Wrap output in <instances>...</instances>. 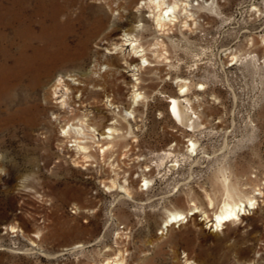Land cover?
I'll list each match as a JSON object with an SVG mask.
<instances>
[{
  "label": "rangeland",
  "instance_id": "1",
  "mask_svg": "<svg viewBox=\"0 0 264 264\" xmlns=\"http://www.w3.org/2000/svg\"><path fill=\"white\" fill-rule=\"evenodd\" d=\"M10 1L0 0V7ZM190 1L196 19L190 31L156 33L149 12L141 14L149 22L139 23L134 8L101 45L83 47L73 34L68 38L72 57L85 60L58 72L80 74L101 59L100 74L108 77L104 69L115 56L106 54L122 26L135 29L144 47L156 37L166 52L168 61L148 54L152 67L136 75L120 67L111 89L85 95L82 111L99 133L115 116L106 98H116L123 118L124 110L133 111L134 119L117 118V128L126 132L128 123L133 136L114 140V149L92 152L90 162L75 157L70 142L58 136L63 123L50 119L54 100L37 126L0 127V264H102L118 253L124 264H264V195L256 198L257 209L219 232L200 214L163 228L167 211H186L190 203L211 220L221 200L219 172L246 194L264 189V0ZM176 78L189 82L186 98L200 119L194 132L168 113V99L178 94ZM136 82L147 102L133 106ZM46 91L38 93L40 104ZM188 139L198 144L197 156L186 153ZM142 177L151 181L148 189H139ZM115 178L128 181L132 199L105 191L102 185Z\"/></svg>",
  "mask_w": 264,
  "mask_h": 264
},
{
  "label": "bare ground",
  "instance_id": "2",
  "mask_svg": "<svg viewBox=\"0 0 264 264\" xmlns=\"http://www.w3.org/2000/svg\"><path fill=\"white\" fill-rule=\"evenodd\" d=\"M89 1L11 0L9 6L0 7V127L19 125L29 129L37 126L38 119L42 113H45L49 103L54 100L52 103L54 107L50 108H53L55 112L51 113L50 119L58 125L63 123L59 127L58 136L63 141L68 140L69 147L75 152V157H81L85 162L92 160L91 153L94 151L98 150V153L103 156L114 149L112 143L120 136L124 134L126 137L133 136L130 124L127 123L126 132L117 128V118L121 117L123 121H126L124 119L129 115L131 119H134L132 110L129 112L124 110V118L119 115V107L114 105L116 98L108 97L106 98L107 106L113 110L112 113L115 116L109 127L99 133L93 126L89 114L82 111L86 102L85 95L98 96L104 94L106 89L113 87V81L119 80L118 77L121 76L120 67L133 72V75L152 67L148 54L158 61L168 60L165 57L166 52L162 49L163 45L156 37L152 38L153 42L149 46L144 47L132 34L136 31L135 29L131 30L122 26L119 41L113 44L112 50L106 54L115 56L113 59L116 60V64L111 63L112 58L107 60L104 70L108 71V77L100 74V69L103 67L101 59L95 60L93 66L86 71L80 74L77 72L79 75L67 71L58 72L59 68L76 66L85 60L83 56L72 57L70 50L68 51V38L73 34L77 43L83 47H87L91 41H98L101 45L116 32V23L123 24L125 19L132 18L134 8L138 12L134 14V17L139 19V23L149 22L141 15L147 10L155 32L161 35L173 34L172 31L175 28L190 31L192 26H196L190 0ZM138 2L140 6H137ZM198 5L197 0L194 6ZM141 26L138 24L135 27L138 29ZM231 60H236V56L233 55ZM138 83L132 86L133 106L147 102L146 97L138 92L136 87ZM174 84L178 87V94L177 97L168 99V113L179 126L186 127L188 132H194L200 126V119L191 102L186 98L189 82L176 78ZM44 89L47 91L42 100L43 104H40L38 93ZM73 102H79V104L72 106ZM101 141L106 144H101ZM187 142L189 144L185 146L186 153L197 156L198 144L191 139ZM86 166H88L87 163ZM173 166L175 165L172 164L171 167ZM218 179L222 186L221 200L211 220L208 219L205 211L194 203H190L186 211H167L162 222L163 228L168 231L173 225L181 221L185 222L188 217L200 214L201 221L205 222L210 230L219 232L225 225L239 222L242 216L249 215L251 210L257 209L256 198L263 197L264 189H254L251 195L246 194L243 191L247 188H240L237 183H232L226 171L219 172ZM108 183V186L102 185L105 191H118L132 199L127 180L119 182L115 178ZM139 183H142L139 189H148L151 186V181L145 177H142ZM205 201L207 209L212 210L214 201L208 194L205 196ZM229 214L235 218L225 219V216ZM176 217L181 218L176 219ZM10 230L15 231L14 228ZM79 247L82 245L78 244L71 249ZM102 264H124V259L118 253Z\"/></svg>",
  "mask_w": 264,
  "mask_h": 264
},
{
  "label": "snow or ice",
  "instance_id": "3",
  "mask_svg": "<svg viewBox=\"0 0 264 264\" xmlns=\"http://www.w3.org/2000/svg\"><path fill=\"white\" fill-rule=\"evenodd\" d=\"M139 98V97H137ZM181 217H176V219H180ZM230 218H235L232 214H229L227 216H225V219H230Z\"/></svg>",
  "mask_w": 264,
  "mask_h": 264
}]
</instances>
